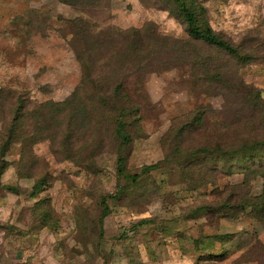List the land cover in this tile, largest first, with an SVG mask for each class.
Segmentation results:
<instances>
[{"label": "rangeland", "instance_id": "rangeland-1", "mask_svg": "<svg viewBox=\"0 0 264 264\" xmlns=\"http://www.w3.org/2000/svg\"><path fill=\"white\" fill-rule=\"evenodd\" d=\"M196 1L213 31L255 53L238 73L264 100V0ZM96 3L100 7L0 0V264H264V221L253 219L248 207L234 216L225 202L259 196L262 181L242 186L243 177L226 175L221 163L204 174L217 176L208 178L212 185H191L171 152L181 143L174 140L181 127L174 120L193 110H207L205 130L191 131L196 141L182 150L200 148L204 140L211 147L250 142L256 139L251 128L230 139L242 116L224 107L225 98L196 88L187 66L155 71L149 63L153 72L137 80L121 75L127 58L120 31L144 28L151 60L168 41L188 39L182 24L159 10L170 7L167 0ZM88 76L111 99L113 87L126 80V96L112 104L92 90ZM82 82L79 93H87L74 101L75 121L55 117L37 131L38 104L63 102ZM14 94L25 95L28 108L21 137L5 146ZM96 95L117 109L98 108ZM116 119L125 123L129 144L122 143ZM222 119L228 126L223 135L216 129L221 123L214 125ZM118 157L125 160L126 180L118 174Z\"/></svg>", "mask_w": 264, "mask_h": 264}, {"label": "trees", "instance_id": "trees-1", "mask_svg": "<svg viewBox=\"0 0 264 264\" xmlns=\"http://www.w3.org/2000/svg\"><path fill=\"white\" fill-rule=\"evenodd\" d=\"M61 3L72 4L75 6H94L100 7L101 4L96 3V0H57ZM103 2L104 0H100ZM170 7L174 6L176 13L167 7L165 10L169 12L175 19H177L185 29L188 39L186 41L173 40L168 41L166 44L161 45V47L153 51V60L148 59L146 53V42L149 41L150 34H147L144 28L136 29L133 34L127 32H119L118 37L125 42V51L123 52L127 60L121 62L119 70L123 77L137 78L146 73H151L153 70L148 67V64H153L157 69L162 70L168 64H175L176 66H187L196 82V88H201L205 92V95H214L225 98V104L228 109H230L234 115H240L243 119H238L236 125H234L230 130V139L233 141L239 138L242 134L241 128L249 127L254 133L255 140L247 142L244 141L237 146L227 147L219 146L215 143L213 147L208 144V141L204 140L202 147L198 148L196 146H187V150H182L185 144L192 145L195 136L191 131L196 133H201L205 130L204 121L207 116V110L196 113L195 110L191 112V117L182 118L180 120H174L175 125L181 124L179 132L174 136V140L181 143H176L175 147L171 152L175 156H179L181 164L185 167V176L192 181V184L197 183L200 187L204 185L211 184L209 179H215L217 176L213 173H209L207 178H204L206 171L210 170L213 172L217 171L218 164L223 163L225 169L223 171L226 175L238 174L243 177L242 186H247V181H252L259 179L262 181V192L259 196H253L250 201L246 198H240V195H235L234 200H226L225 202L229 205V209L232 211L234 216H236L235 210L239 212H244L246 207L250 209L249 214L253 219L257 221H264V100L260 97L259 93L255 89L247 86L245 82L240 78L238 70L253 62L255 60V53L250 51V48L240 47L238 45L232 44L229 39H227L222 34H218L212 30L207 18L205 8L200 6L196 0H167ZM82 21L78 22L77 28L80 29V34H83L85 27ZM89 35V34H88ZM91 37H84L85 41ZM132 38V39H131ZM167 41V38H160ZM134 40L135 42H131ZM130 49H134L128 52ZM129 53H132L129 57ZM152 53L150 55H152ZM212 55L219 58V62L210 58ZM154 56H158L157 59ZM124 57V56H123ZM120 59V57H119ZM153 62V63H152ZM145 65V67H143ZM125 66L127 72H124ZM128 66V67H127ZM88 83H91L96 91V94L103 96L105 100H112L114 104L117 100H121L126 95L123 94V89L126 84V80H122L121 83L117 82V86H114L112 90L116 91L115 98L111 99V95L104 96L102 89H98L97 86H93V81L90 77H87ZM139 81V79H138ZM84 88V82L79 84L77 90L72 93L71 97L60 103L46 102L43 104H38L35 111H38V119L36 121V130L38 131L41 125H46L49 120H55L61 122L65 119L67 124L75 121L73 117L74 113H77L79 109L74 108V101L76 98L85 97L86 93L81 94ZM212 89V91H210ZM96 95L98 100V108H109L111 111L116 110L115 106H108L105 101ZM204 95V94H203ZM113 97V96H112ZM13 103L16 105L14 109L13 117H11L9 125L5 129L4 133L7 134V140L5 141V146L15 143L18 140L17 136L21 137L24 114L27 110V103L25 95L14 94L12 96ZM203 108V107H201ZM42 111L43 113H40ZM121 111V110H120ZM52 117H50V116ZM76 116V115H74ZM51 118V119H50ZM225 119L214 125L219 133L223 135L227 130ZM117 132L121 137L122 143L124 145L129 144L132 140L131 137L125 132V123L123 121L117 120ZM190 131V133H189ZM250 131V132H251ZM189 133V135H188ZM196 135V134H195ZM228 135V134H226ZM188 136V140L186 138ZM43 139V137H42ZM41 140V139H40ZM36 142V140H32ZM214 162V167L212 169L208 168L209 162ZM232 164V162H234ZM240 164L241 169L236 170L235 164ZM118 164V174L121 176L122 180L130 178L125 172V160L122 157L117 158ZM229 166H228V165ZM228 166V167H227ZM3 170H0V174ZM134 178H138L137 175H133ZM253 178V179H251ZM199 180V181H197ZM208 180V181H207ZM195 182V183H194ZM196 185V184H195ZM212 185V184H211ZM232 202L230 205L229 203ZM224 205V203H223ZM222 212H227L225 209H221ZM234 211V212H233Z\"/></svg>", "mask_w": 264, "mask_h": 264}]
</instances>
